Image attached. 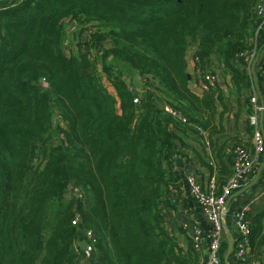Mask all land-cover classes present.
<instances>
[{
  "label": "trees",
  "instance_id": "16d2710c",
  "mask_svg": "<svg viewBox=\"0 0 264 264\" xmlns=\"http://www.w3.org/2000/svg\"><path fill=\"white\" fill-rule=\"evenodd\" d=\"M257 1L0 0V264L199 263L192 223L170 231L163 207L175 199L184 138L209 148L225 133L214 119L223 99L218 84L200 94L188 85L186 55L195 79L220 69L249 90L240 54L253 46ZM72 21L76 55L63 45ZM136 72L139 105L126 80ZM52 110L65 122L55 129ZM232 150L229 172L215 166L217 189L231 176ZM71 183L85 201L66 197ZM247 218L264 261V210Z\"/></svg>",
  "mask_w": 264,
  "mask_h": 264
},
{
  "label": "built area",
  "instance_id": "2783aa9c",
  "mask_svg": "<svg viewBox=\"0 0 264 264\" xmlns=\"http://www.w3.org/2000/svg\"><path fill=\"white\" fill-rule=\"evenodd\" d=\"M20 1L22 0H15L16 3ZM254 16L257 23L254 34L251 38L253 46L251 50L240 54V56L244 58V67L248 72L250 71V67L256 53L257 40L261 35H264V0H258L256 2L254 6ZM77 42L79 43V41ZM70 48L67 49L70 50ZM96 66L100 72L102 81L104 83H109L108 78L101 73V64L98 60H96ZM116 70L117 68L114 69V71ZM220 71V69H216L213 72L208 71L205 72L203 76L199 77L200 82L196 85L201 92L208 90L209 88H214L217 84L219 85ZM138 78L140 79L142 86V78L140 76H138ZM188 85L191 88L195 87V79L192 75L189 76ZM130 89L134 92L132 99L133 103L135 105H139L142 100L141 88L135 89L130 86ZM261 110L258 96L255 94V91H253L250 112L248 115L249 125L252 128L249 146L238 144L232 150L231 176L227 182L222 185V187L217 189L214 178H211V180L204 185L200 183L195 176H186V183L188 187L187 198L188 200L194 201L198 209L206 216L208 221L207 228H203L197 222L191 225L190 236L193 241L194 248L202 251V256L200 257L198 264H222L220 248L224 233L225 205L227 199L232 196L234 192L244 187L254 177L257 166L261 161V156L264 153V138L259 126V115ZM165 111L175 118L178 116V114L167 105L165 106ZM51 119L55 125L65 124L58 110H55ZM200 131L198 132L203 134V132ZM54 140L55 143L58 142V140ZM262 189L264 190V186ZM71 196H75L82 201L86 200V196L83 191L80 188H77L73 183L69 184L66 194V197L68 198ZM174 202L175 199H173L170 203L172 204ZM168 209L169 208L164 210L165 215L167 214ZM247 212L248 207L244 206L241 209L234 211L231 216V231L233 234L232 249L233 247L235 248L234 256L236 264H264V261L258 253H254L249 245L248 236L252 222H250L247 218ZM78 220L79 218L76 217L75 222ZM86 237L87 242H85L86 247L84 251L86 258H88L93 251L95 239L91 231H87Z\"/></svg>",
  "mask_w": 264,
  "mask_h": 264
},
{
  "label": "crops",
  "instance_id": "0c3cea01",
  "mask_svg": "<svg viewBox=\"0 0 264 264\" xmlns=\"http://www.w3.org/2000/svg\"><path fill=\"white\" fill-rule=\"evenodd\" d=\"M69 36L71 42L73 43V46L70 48L69 52H72L74 55H76L74 46L75 33L69 34ZM257 56L258 60L255 65L256 84L254 83V80L252 78V71L250 67L249 75L251 77V87L249 90L248 88H243L242 85H240V90H237V86L232 82L230 76L223 74L221 71L219 72L221 78L219 88L222 94L223 104L218 102L215 104L216 115L214 119L216 124L221 121V124L219 125L222 126L225 133L218 139L217 145L216 141L212 140L211 145L209 142V148H206V145L203 146L200 140L195 136H187L186 138H184L186 145V149L184 150L185 155L180 158L183 167H179L175 163L177 183L174 185L172 191V197H175V202L172 203V207H163L164 210L169 208L167 214L165 215V218L168 224V229L170 231H175L176 229L174 228H184L185 225H189L191 223L193 224L196 222L199 223L203 228H207L208 226L206 216L198 209L194 201L188 200L187 198L188 187L186 183V176L193 175L200 183L206 185L211 180V178H215V166H218L220 161L224 166L226 165L229 172L230 160H227V155L230 154V151L233 149L234 144L236 145L239 143H249L250 131L247 116L249 113L248 102L251 93L255 91V94H257L260 102L261 95L264 102V35H261L257 40V48L254 59H256ZM192 58V51H189L186 55L187 70L188 73L192 74L194 78L195 66ZM133 75H126L127 83L129 84V86H132V88ZM199 82L200 80L195 79V87H193L194 91L197 93L201 92V90L196 85ZM106 83L107 82L104 83L105 88L108 91L111 90L112 92L110 91L109 93L115 97V89L112 85H110L109 83H107L108 85H106ZM257 87L260 94L256 89ZM203 150H210V152H208L207 154V157L203 156ZM206 163L210 165H205ZM211 165L213 166V170H211L209 167ZM257 184L258 185L255 188L249 189L240 197L238 196L232 198L229 204L225 207L224 233L221 244V247L223 246V263L228 252V245L230 242L229 235L233 236L230 224L233 212L241 209L244 206L248 207V212L251 215L264 210V190L262 189L264 186V177L262 178V180L257 182ZM177 198L178 200L176 201ZM233 255L234 254L230 251L228 256L229 264H236V259ZM80 264L87 263L85 261H82Z\"/></svg>",
  "mask_w": 264,
  "mask_h": 264
},
{
  "label": "water",
  "instance_id": "95a60500",
  "mask_svg": "<svg viewBox=\"0 0 264 264\" xmlns=\"http://www.w3.org/2000/svg\"><path fill=\"white\" fill-rule=\"evenodd\" d=\"M70 28H73L75 27V22L72 21L70 23ZM260 53V51H259ZM257 60H258V56L256 57V59H254V62L251 66V71H252V78L254 80V83L256 84V73H255V65L257 63ZM138 76H139V73H135L133 75V78H132V83H133V87L135 89H140L141 88V81L138 79ZM43 86L40 85V88H42ZM258 93L260 94L259 90H258V87L256 88ZM260 99H261V104H262V107L264 106V102H263V99L260 95ZM262 119H263V112L261 114V120H260V123H261V127H262ZM262 132H263V136H264V130H263V127H262ZM176 164L179 166V167H183L182 165V162H181V159L180 158H177L176 159ZM264 170V161L261 162L258 167H257V170H256V173L254 175V177L244 186L242 187L240 190H238L237 192H235L232 196H230L228 199H227V202H226V205L225 207L229 204V202L231 201L232 198L234 197H238V196H241L243 195L244 193H246L249 189H251L259 180V178L261 177V174ZM229 238H230V242H229V245H228V252H227V255L225 257V261H224V264H229L228 263V256H229V253L232 249V246H233V236L229 235ZM80 246L85 249L86 245H85V241H82L80 243Z\"/></svg>",
  "mask_w": 264,
  "mask_h": 264
},
{
  "label": "rangeland",
  "instance_id": "374dc122",
  "mask_svg": "<svg viewBox=\"0 0 264 264\" xmlns=\"http://www.w3.org/2000/svg\"><path fill=\"white\" fill-rule=\"evenodd\" d=\"M9 3H10V6H16V5H18L19 4V2L18 3H16L15 2V0H7ZM75 33V37H77V33H78V27H76V24H75V27H73V28H70V27H67L66 28V36H65V38H64V40H63V45H65L67 48H70V47H72V43H71V39H70V36H69V34H74ZM78 38V37H77ZM84 38V37H83ZM62 45V46H63ZM192 54H193V52H192ZM126 73V72H125ZM140 76V75H139ZM141 77V76H140ZM139 79V78H138ZM221 79V78H220ZM140 80V79H139ZM39 84H41L42 86H44L45 88H48V85L46 84V83H44L43 81H41ZM106 85H108L107 83H106ZM108 91V90H107ZM111 91V90H110ZM110 91H108V92H110ZM112 92V91H111ZM252 95H253V93L251 94V96L249 97V102H248V107H249V112H250V104H251V97H252ZM259 99V98H258ZM259 103H260V106H261V112H260V115H259V126H260V129H261V132H262V127H263V123H264V106L262 107V104H261V102H260V100H259ZM262 112H263V119H262V127H261V123H260V120H261V114H262ZM55 113V111H53L52 110V114H54ZM248 115H249V113H248ZM247 121H248V116H247ZM248 125H249V121H248ZM51 127H52V129H55L56 127H55V124L52 122V120H51ZM249 128L251 129V131H252V128H251V126L249 125ZM264 130V129H263ZM251 135H252V132L250 133V138H251ZM262 135H263V132H262ZM263 138H264V136H263ZM239 144H242V143H239ZM249 143H246V144H244V145H248ZM238 144H236L235 146H237ZM264 161V159L261 161V162H263ZM38 162H39V159H37V158H35L33 161H32V163H31V165L32 166H34V165H37L38 164ZM260 162V163H261ZM259 163V164H260ZM258 167V166H257Z\"/></svg>",
  "mask_w": 264,
  "mask_h": 264
},
{
  "label": "clouds",
  "instance_id": "9594fccd",
  "mask_svg": "<svg viewBox=\"0 0 264 264\" xmlns=\"http://www.w3.org/2000/svg\"><path fill=\"white\" fill-rule=\"evenodd\" d=\"M69 27V26H68Z\"/></svg>",
  "mask_w": 264,
  "mask_h": 264
}]
</instances>
